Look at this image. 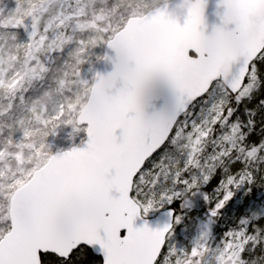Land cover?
<instances>
[{"label": "snow or ice", "instance_id": "6c2138e0", "mask_svg": "<svg viewBox=\"0 0 264 264\" xmlns=\"http://www.w3.org/2000/svg\"><path fill=\"white\" fill-rule=\"evenodd\" d=\"M26 3L0 20V264L264 260V213L245 211L264 207V135L237 115L264 84V0H215L214 20L213 0ZM189 196L209 226L181 245Z\"/></svg>", "mask_w": 264, "mask_h": 264}, {"label": "trees", "instance_id": "16d2710c", "mask_svg": "<svg viewBox=\"0 0 264 264\" xmlns=\"http://www.w3.org/2000/svg\"><path fill=\"white\" fill-rule=\"evenodd\" d=\"M87 2V0H86ZM163 2V0H161ZM57 5H53L52 7L55 8ZM103 5L100 3V0H95V8L102 7ZM90 11V7H89ZM31 23V21H28ZM102 50L96 49L95 55H101ZM95 60V57H93ZM97 63V62H96ZM96 65V64H95ZM264 91V84H261L258 90L254 91L250 98H246L238 108L237 115H239L240 120L242 122V126L247 125L248 121L251 119H254L256 122L255 128L251 133L250 139L255 141L261 137V135H264V98L258 99L259 94ZM253 110L251 112H246L245 110ZM191 203L188 208L185 209V216L190 217V221H196L197 223H202L204 226H206L204 219H209L206 216V205L204 208H201L199 206L200 201L196 197H187ZM257 199H259V194ZM243 202V197H241L240 200H238L234 205H230L228 208L225 209L223 216L219 218V220L215 221V228L220 229V232H216L217 239L221 238L223 230L230 227L229 221H236L237 215H238V209L240 205ZM249 210V209H248ZM254 212L253 215H258L260 213H264V207L260 208H252L250 209V212ZM209 226V222L207 223V226ZM215 231V229H214ZM211 259V257H209ZM250 264H264V260L258 259L256 255H253L250 259Z\"/></svg>", "mask_w": 264, "mask_h": 264}, {"label": "rangeland", "instance_id": "374dc122", "mask_svg": "<svg viewBox=\"0 0 264 264\" xmlns=\"http://www.w3.org/2000/svg\"><path fill=\"white\" fill-rule=\"evenodd\" d=\"M18 4L21 6V8L27 7L26 0H0V20H3V21L11 20L12 22H15L16 19L20 18L21 13L17 12L16 10ZM89 7H90V12H91V10L95 8V3L90 4ZM101 54H103V50ZM97 63L95 64L97 65ZM89 67L90 65L84 66L85 75L89 74L88 73ZM33 87L38 88L39 84L34 83ZM51 106H52L51 103H49V107ZM203 115L204 116L208 115L206 109ZM71 131L72 129L70 127H64L60 129V134L58 136H54L50 138V143H52L53 145L54 152L60 151V150L66 151L74 146L72 139H70L69 137V134L71 133ZM245 131H247L246 128H245ZM79 142H80L79 139H77L75 146H79ZM173 157H174L173 159V162H174L175 159L179 158V153H174ZM245 211L249 212L250 215L254 216L253 211L252 213L248 209H245ZM190 220H191L190 217L187 215L185 216L184 222L176 226L175 240L181 245L195 242L201 236L202 233L207 232L208 230V227L206 226H207V223L209 222V219L208 220L204 219L206 226H204L202 223H197L196 221H193V219L191 222H189Z\"/></svg>", "mask_w": 264, "mask_h": 264}, {"label": "water", "instance_id": "95a60500", "mask_svg": "<svg viewBox=\"0 0 264 264\" xmlns=\"http://www.w3.org/2000/svg\"><path fill=\"white\" fill-rule=\"evenodd\" d=\"M214 2H215V0H213V6L210 7V9H209V18H210V20H214L215 19L214 15H213V13L215 11ZM162 61H163V63L165 65L169 66L170 70H172V71H178L183 66L182 59L179 56H176L173 59V58L165 55V56L162 57ZM96 69L99 70V71H101V72H108V71H111L112 70V66L110 64H107V63L98 62L97 65H96ZM149 219H150V225L152 227H157L158 225L167 222L166 221L167 220V217L162 216L160 214H157L156 216H154L152 218H149Z\"/></svg>", "mask_w": 264, "mask_h": 264}, {"label": "bare ground", "instance_id": "6f19581e", "mask_svg": "<svg viewBox=\"0 0 264 264\" xmlns=\"http://www.w3.org/2000/svg\"><path fill=\"white\" fill-rule=\"evenodd\" d=\"M260 98H264V91H262V92L259 94L258 99H260ZM150 218H152V217H150Z\"/></svg>", "mask_w": 264, "mask_h": 264}]
</instances>
